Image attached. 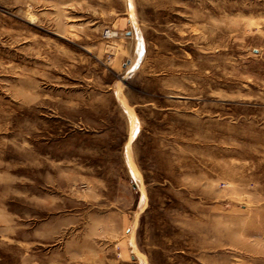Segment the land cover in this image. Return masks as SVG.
I'll return each mask as SVG.
<instances>
[{"label": "rangeland", "instance_id": "rangeland-1", "mask_svg": "<svg viewBox=\"0 0 264 264\" xmlns=\"http://www.w3.org/2000/svg\"><path fill=\"white\" fill-rule=\"evenodd\" d=\"M0 264H264V0H0Z\"/></svg>", "mask_w": 264, "mask_h": 264}]
</instances>
